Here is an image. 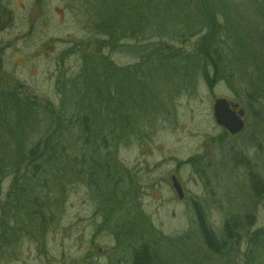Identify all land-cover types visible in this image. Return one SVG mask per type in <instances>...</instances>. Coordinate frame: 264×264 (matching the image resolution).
Returning <instances> with one entry per match:
<instances>
[{
  "label": "rangeland",
  "instance_id": "obj_1",
  "mask_svg": "<svg viewBox=\"0 0 264 264\" xmlns=\"http://www.w3.org/2000/svg\"><path fill=\"white\" fill-rule=\"evenodd\" d=\"M128 1L0 0V99L14 96L20 108L29 103L34 110L29 120L34 127L25 129L20 144L23 151L27 153L52 126L47 110H58L63 119L72 121L79 120L76 115L80 114L92 118L100 110L77 111L71 101L78 87L85 90L105 80L101 93L112 92L116 101L122 100L120 95L133 98L142 109L136 115L141 122L133 125L129 138L108 137L113 145L110 159L125 172L111 166L113 182H123L118 187L102 186L100 194L89 183L73 181L69 164L44 161L38 163V177L45 183L35 186L39 179L30 180L33 195L13 207V178L1 179L0 264H132L134 247L145 241L160 254L163 264H264V252L250 249L247 238L251 231H264L262 201H252L249 176L264 182V46L253 49L260 74H252L254 62L239 54L238 61L221 59L223 66H217L215 73L195 51L204 32V23L199 24L203 19L188 16L182 25L177 9L165 21L140 28L135 23L138 16L148 24L154 19L147 14L157 8L155 2L163 5L171 0ZM233 1L226 2L230 17H239L230 9L233 5L242 16L249 14L244 22L238 18L243 27L264 28L263 0ZM116 4H121L120 29L110 46L96 28L102 26L101 12L117 10ZM220 19L226 26V17ZM131 36L144 38L145 45L161 44L159 51L153 52L154 47L141 51V43L129 40ZM222 98L244 113V127L236 135L214 121L212 104ZM10 118L15 120L14 115ZM75 129L64 127L71 139L63 144L66 148L77 149ZM8 149L12 153L13 144ZM172 176L179 181L183 200L171 188ZM128 184L135 191L131 201L122 190ZM60 185L65 188L63 195ZM114 189H121L124 198L120 192L112 196ZM37 197L47 203V214L53 213L40 237L34 227L37 219L25 213L33 214L28 204ZM192 202L218 237L224 220L238 216L242 226L235 234L240 243L226 244L221 255L208 253L199 237ZM131 216L138 218L140 228L131 223ZM247 216L251 217L249 227Z\"/></svg>",
  "mask_w": 264,
  "mask_h": 264
},
{
  "label": "trees",
  "instance_id": "obj_2",
  "mask_svg": "<svg viewBox=\"0 0 264 264\" xmlns=\"http://www.w3.org/2000/svg\"><path fill=\"white\" fill-rule=\"evenodd\" d=\"M132 1L134 0H129L128 2L130 3ZM147 1L155 2V0ZM226 2L234 3L233 0H225L223 2H219V0H171V4L168 3L163 5L155 2V4L157 5V8H155V10L153 11L155 13L151 12L148 6L145 7L149 9V12H151L147 15L153 17L154 19L147 24L144 17L138 16L135 20V23L137 24V27L139 26L140 28H149V24L154 26L155 24L168 19L169 16H173L171 11L177 9L178 15H176V17H180V22L187 21L188 16L200 17L203 20L199 21V24L204 23L205 27L204 32L197 41L195 51L197 54H199L201 59H203L205 64L210 65L216 73L218 71L217 66H220V64L222 63L221 59L222 61H227L225 57H230V54L234 55L235 57L239 54L240 57L243 56L246 59L251 60V62H254V65H252V74L254 72H258L260 74V68L257 64H255L256 58L254 57L257 56L255 50L253 49H258L259 47L264 46V28L254 29L251 28V26L243 27L242 22L245 21L243 20V17H249V14H246L245 12V15L242 16L240 9L234 8V6L232 5L230 9L238 13L239 17H241L240 20L242 22L238 20L239 17H230ZM116 5L117 10L101 12V15H99L98 17L101 16V19L99 20H101L102 26L100 27V30L96 28V32L100 31V34L103 36L101 40L107 41L109 39L108 42L110 43V46L115 43L113 42V38L111 37L117 35V32L120 29V27H118L119 17L117 16V14L120 13L118 11V8L121 4ZM170 7H172V9H170ZM260 11L261 10L257 9L254 10V12ZM260 13H262V16L264 17V9ZM134 14L136 15L137 13ZM125 15L126 14H124L123 17L127 16L128 18H131L133 12L132 14L127 13V15ZM219 16L224 18L226 17V26L223 25L222 19L219 20V18H221ZM177 21L179 22V20ZM228 24L231 25L230 30H227ZM155 38H158L157 35ZM133 39L134 38L132 37L129 40L132 41ZM143 39L144 38H141L140 40H133L134 43H141L139 48L141 51L145 52L151 47H154L153 52L159 51V49L157 48L160 47L161 44L153 42L156 44L150 45L149 43H147L145 45L143 44ZM248 43L250 44V46L248 45ZM223 45H225L226 47ZM237 59L239 60V58ZM221 66L223 65L221 64ZM104 83L105 80H103L102 82L98 81V84H95L94 87H88L85 88V90H81L83 86L76 88L77 91L74 93L76 95L73 97L74 101H71L73 102V104H75V108L77 109V111L85 110L87 108L95 109V107H97V109H100L97 112L92 113V118H90L89 115L85 116L80 114L76 115V118H79V120L75 119L72 121L70 120V118L65 120L58 114V110L57 112H49V110H47V118L48 121L52 123V126L48 127V130H45L43 132L42 138L32 147H30L27 153L25 150L23 151V148L20 146V144L26 136L24 134L25 129L27 130L30 129L29 127H34L32 124H30L29 121L31 117L33 118L34 116V110L31 109V105L29 103H25L26 105L21 106L20 108L18 98L15 99L14 96L10 97L5 95L0 99L3 100L0 102V181L5 177L13 178V187L10 192L15 195L14 201L12 203L13 207L15 205H19L21 200L24 201V199H27L28 197L33 195V190L30 189L32 187L31 183L29 182L30 180L34 179L37 181L39 179L38 181L40 182V184H34L33 180L32 185L34 184L35 186L45 183L38 177L40 176V167L38 165L44 163V161H46L47 163L50 162L55 166L59 164L62 166L69 164L70 170L72 168L71 171L74 172L73 178L75 180L73 181L79 182L81 180L86 184L89 183V187L99 191L100 194H102V186L112 185L115 188L118 187L120 183L123 184V182H113L114 177L110 173L112 169L111 166H116L120 168L123 173L125 172L122 166L116 160L114 161L112 160V158L110 159L109 149L110 147L112 148L113 145L112 143L109 144L110 140L108 137H110L112 134V136H115L117 140L125 136L129 138V134H132L131 130L133 129V125H135L137 121L141 122L136 115L142 109L136 104L133 98L131 99L126 96L120 95V98L122 97V100L118 99L120 101H116L115 98L111 97L112 95H114L112 92H108L107 90H105L101 93L99 89L102 88L101 86ZM122 85L123 84H121V86ZM103 90L104 89H102V91ZM258 92L259 91H255V94L257 95V97H260ZM119 94L123 93L119 92ZM60 95L63 96L62 91H60ZM148 102H152L151 99L148 100ZM111 104L116 105L113 107V105ZM111 107L113 108L111 109ZM157 108L159 109L160 107ZM101 109L108 112V114L103 112V110L101 111ZM12 115L15 116V120H11L10 117ZM79 121L80 123H76ZM69 125L76 128V135L74 137L75 139L73 140V143L77 147V151L72 147L70 149L66 148V146L63 145L67 143L68 140H71L69 135H65L66 133L64 130V127ZM12 144L13 150L12 153H10L8 147ZM88 159L91 160V162H89ZM85 165H87V169H84ZM52 169L58 170V167H52ZM91 169L94 175L93 178L88 177L91 174ZM22 173H24L25 177L22 176ZM20 176L23 177V180H19L22 181L21 183L18 181V178ZM249 176L251 183L250 189L253 196L252 201L254 199L256 200V202L261 200L262 211L264 212V186L262 185L263 182L258 179L256 175L249 174ZM42 179L45 180V178ZM126 179L128 178L125 177V182H127ZM257 179L262 183L260 181H257ZM64 180V182L67 181L66 179ZM119 180L120 179H118V181ZM24 182H26V184ZM114 190H116V192H114L112 196L115 197V195L119 192L121 194V197L123 196V192L121 191V189L120 191H118L117 189ZM122 190L126 193L125 196L129 198V201L134 199L135 191L132 186L128 184V187L125 190ZM60 192L63 195L65 193V188L62 187ZM18 197L20 199L19 202L16 200ZM37 198L29 200L30 204H28V208L32 209L33 214L28 211H26L25 213L30 219L34 216L37 219L36 225L38 228L36 227V225H34V227L38 230V232L40 231V237L43 235L44 231L49 228L47 226L51 221V216L53 215V213L47 214V203L45 204L43 201L39 202V197ZM114 200H116V198H114ZM251 204H253V202ZM192 205L195 209V222L199 232V237L201 238L203 246L206 248L208 253L221 255L226 247V244H231L233 240H235L233 241V243L237 244V235L235 234V232L237 229H241L242 226L240 223V218H238V216H231L230 219L224 220L222 226V234L218 237L208 227L199 206L195 202H192ZM55 206L57 207L58 204ZM251 207L253 208V205ZM111 211H113V209L108 212ZM131 218V223L135 225V228H140L136 224L138 218L136 216H131ZM246 219V227H249L251 225V217L247 216ZM107 222L110 223V220H108ZM118 227L119 225L116 226V228ZM247 238L250 249H256L264 252L263 229L251 231L250 234L248 233ZM4 240L10 241L9 239ZM155 250L156 249H152L151 245H149L148 242H139V245L137 247H134L133 250L132 264H163L160 254Z\"/></svg>",
  "mask_w": 264,
  "mask_h": 264
},
{
  "label": "water",
  "instance_id": "obj_3",
  "mask_svg": "<svg viewBox=\"0 0 264 264\" xmlns=\"http://www.w3.org/2000/svg\"><path fill=\"white\" fill-rule=\"evenodd\" d=\"M214 109L217 123L222 125L230 135H236L242 131L243 123L240 118H243L244 113L243 111H238L236 115L237 106L228 104L225 100H218ZM171 183L178 195V199L182 200L183 192L179 182L175 177H171Z\"/></svg>",
  "mask_w": 264,
  "mask_h": 264
},
{
  "label": "bare ground",
  "instance_id": "obj_4",
  "mask_svg": "<svg viewBox=\"0 0 264 264\" xmlns=\"http://www.w3.org/2000/svg\"><path fill=\"white\" fill-rule=\"evenodd\" d=\"M230 58H231V60L237 61V60H236V57H235L234 55H231V54H230ZM218 100H225V99H223V98H222V99H217L216 101L213 102V104H212V115H213V118H214V121H215L216 125H217L218 127L223 128L224 130H226L222 125H220V124L217 123V120H216V117H215V109H214V107H215V104H216V102H217ZM225 101H226L228 104H230L227 100H225ZM234 112H235V111H234ZM237 112H238V111L235 112L236 115H237ZM240 119H241V121H242V123H243V120H242L243 118L241 117ZM243 127H244V123H243ZM257 181H260V180L257 179ZM260 182H261V181H260ZM262 182H263V181H262ZM262 182H261V183H262ZM262 185L264 186V182L262 183ZM171 188L173 189L172 186H171ZM173 191H174L175 194L177 195V193H176V191H175L174 189H173ZM182 192H183V191H182ZM177 196H178V195H177ZM177 198H178V197H177ZM183 199H184V193H183V198H182V200H183ZM237 243H240V239H237Z\"/></svg>",
  "mask_w": 264,
  "mask_h": 264
}]
</instances>
